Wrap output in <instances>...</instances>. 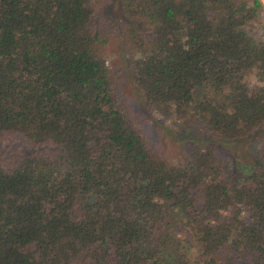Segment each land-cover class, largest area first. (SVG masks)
Instances as JSON below:
<instances>
[{
	"label": "trees",
	"instance_id": "1",
	"mask_svg": "<svg viewBox=\"0 0 264 264\" xmlns=\"http://www.w3.org/2000/svg\"><path fill=\"white\" fill-rule=\"evenodd\" d=\"M109 1L0 0V264H264V0H119L141 108L202 121L175 160L107 63Z\"/></svg>",
	"mask_w": 264,
	"mask_h": 264
},
{
	"label": "rangeland",
	"instance_id": "2",
	"mask_svg": "<svg viewBox=\"0 0 264 264\" xmlns=\"http://www.w3.org/2000/svg\"><path fill=\"white\" fill-rule=\"evenodd\" d=\"M120 9L119 0H110L101 5L92 15V21L99 34L106 38L105 53L107 63L113 68H121L122 74L119 75V89L126 99L127 104L132 110H139L143 118L140 127L152 144V150L159 156L168 160H175L181 156V141L192 135L203 134L202 121L195 115L186 112L184 117L164 116L155 112H145L141 108L136 93L131 87L127 77V71L124 70L123 59L126 54L123 50L122 36L115 23L118 21ZM264 27V2L258 9L257 16L249 25L246 26L248 32L256 39L262 37V28ZM191 110V108H190ZM186 133L192 132L187 135ZM200 135V136H201ZM257 133H252L247 137L220 141V147L223 152L239 158L251 160L254 158V152L258 149L255 143ZM195 138V137H194Z\"/></svg>",
	"mask_w": 264,
	"mask_h": 264
}]
</instances>
